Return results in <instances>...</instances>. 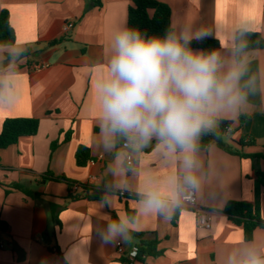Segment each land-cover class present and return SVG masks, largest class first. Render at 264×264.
<instances>
[{"label":"crops","instance_id":"0c3cea01","mask_svg":"<svg viewBox=\"0 0 264 264\" xmlns=\"http://www.w3.org/2000/svg\"><path fill=\"white\" fill-rule=\"evenodd\" d=\"M171 9V21L177 18L214 22L215 17L240 11L239 0L226 9L215 0H156ZM132 0H0L15 32V42L23 45L26 59L20 66L21 94L11 109L0 111V132L8 118H33L39 122L33 136H23L16 144L0 149V264H123L142 240H156L160 255L148 257L145 264H222L224 255L244 240L243 230L234 224L223 208L229 201L255 202V174L252 161L229 153L215 145L209 149L218 170L197 205L211 212V226L198 225L195 213L180 208L168 219L152 216L142 219L129 243H105L99 231L112 213L134 210L136 190L145 176L163 178L173 170L155 141L134 156L132 171L125 182L111 174L113 152H105L94 143V85L101 73L103 49L117 24H127ZM257 32H261L264 12L254 10ZM73 27L65 30V25ZM264 38V37H263ZM228 45L227 37H220ZM255 68V64H253ZM259 103V101H257ZM233 121L232 140L251 138L254 146L245 153H262L264 148V109ZM66 134L70 135L63 141ZM55 146L52 147V144ZM235 144V143H233ZM79 146L88 148L90 160L76 164ZM116 149L126 153L118 143ZM205 158H209L205 153ZM259 168L264 172V159ZM50 172L85 183L104 192L111 207L99 200H70L69 186L63 181H42ZM15 183L41 194L40 200L12 189ZM259 211L264 220V187L259 189ZM49 204L59 207L51 218ZM264 236L257 228L253 236ZM253 238V237H252ZM120 242L125 254L120 255Z\"/></svg>","mask_w":264,"mask_h":264},{"label":"clouds","instance_id":"9594fccd","mask_svg":"<svg viewBox=\"0 0 264 264\" xmlns=\"http://www.w3.org/2000/svg\"><path fill=\"white\" fill-rule=\"evenodd\" d=\"M232 2L215 0L226 9ZM239 5L238 15L226 10L211 25L177 18L162 34L126 23L110 31L94 85V143L114 153L111 174L117 182H125L132 171L129 156L152 141L173 170L163 178L148 175L139 182L136 208L109 216L98 233L103 242L129 243L142 219L166 220L189 196L202 197L218 170L209 149L215 148L221 125L264 109V49L253 47L251 39L258 27L254 10L264 12V0H239ZM259 35L264 37V27ZM210 38L219 46L192 47L193 41ZM26 51L19 43L0 44V111L20 99ZM205 137H211L207 145L202 144ZM120 141L128 145L127 154L116 149ZM100 205L111 207L103 198ZM222 264H264V236L244 239L226 252Z\"/></svg>","mask_w":264,"mask_h":264},{"label":"trees","instance_id":"16d2710c","mask_svg":"<svg viewBox=\"0 0 264 264\" xmlns=\"http://www.w3.org/2000/svg\"><path fill=\"white\" fill-rule=\"evenodd\" d=\"M171 22V9L170 7L156 0H132L128 7L127 12V25L131 27H139L142 30L147 31L149 34H162L163 30ZM253 47H259L264 49V38L259 35H254L252 38ZM15 32L9 21V13L6 9L0 11V44L14 43ZM218 42L215 39H206L203 42L193 41L192 47L194 49H212L218 47ZM244 116H240L239 120H244ZM233 121H225L221 125V136L216 141V146L235 154L241 158H249L252 161V168L255 174V202L246 201H229L223 208V213L227 215L229 220L234 224L240 226L243 230L244 239H252L253 232L257 228L264 229V220L262 219L259 211L258 196L261 186L264 187V172L259 168L260 159H264V148L262 153L249 154L243 151L246 146H254V142L251 138H240L237 141H233L235 144H231L226 139L233 133ZM39 122L33 118H8L4 121L2 130L0 132V149L6 148L10 145L16 144L19 138L23 136H33L38 130ZM70 138L69 134L64 136L63 141H67ZM211 137H205L202 141L203 145H207ZM125 151H129L128 146H124L125 142H119ZM55 143L52 144V147ZM144 150V149H143ZM76 164L78 166H84L89 160V151L85 146H79L76 155ZM44 181H63L69 186L68 198L70 200H76L79 198H87L90 200H99L103 198L104 192L89 186L85 183H78L69 180L65 176H53L50 172H47L41 177ZM0 185L2 183L0 182ZM76 186L77 189L73 190ZM12 189L21 191L26 196H29L35 200L41 199V194L25 188L23 185L15 183L11 186ZM49 212L53 221L60 226L57 218L59 207L55 204H49ZM129 213L133 210L126 209ZM112 217H115V213H112ZM143 234L132 233V236L141 238ZM137 256L130 260L127 256H121L120 261L123 264H145V260L148 257H153L161 254L160 250H157L156 240H142L141 245L138 247Z\"/></svg>","mask_w":264,"mask_h":264},{"label":"built area","instance_id":"2783aa9c","mask_svg":"<svg viewBox=\"0 0 264 264\" xmlns=\"http://www.w3.org/2000/svg\"><path fill=\"white\" fill-rule=\"evenodd\" d=\"M72 27H73L72 23H67L65 25V30H68V29H70ZM124 146H128V145L125 143ZM128 152L129 151H126L125 154H127ZM134 156L135 155L129 156V159L127 161L129 166L133 165ZM76 189H77V187L74 186L73 190H76ZM181 207L182 208H186V209H190V210H192L195 213L196 218H197V223H198L199 226L204 227V228H210V226H211V212L209 210H206V209H203V208L199 207L197 205L196 198H194L192 196H189L187 198V202L184 203ZM116 249H117V252L120 255H124L125 254L124 248H123V246H122V244L120 242L116 243ZM138 250H139L138 247H134L129 253H127V257L130 260L134 259L137 256V254H138Z\"/></svg>","mask_w":264,"mask_h":264},{"label":"rangeland","instance_id":"374dc122","mask_svg":"<svg viewBox=\"0 0 264 264\" xmlns=\"http://www.w3.org/2000/svg\"><path fill=\"white\" fill-rule=\"evenodd\" d=\"M227 140V139H226Z\"/></svg>","mask_w":264,"mask_h":264}]
</instances>
